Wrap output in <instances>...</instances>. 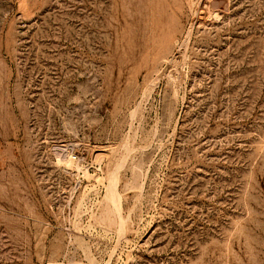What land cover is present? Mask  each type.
I'll return each mask as SVG.
<instances>
[{
	"label": "rangeland",
	"instance_id": "rangeland-1",
	"mask_svg": "<svg viewBox=\"0 0 264 264\" xmlns=\"http://www.w3.org/2000/svg\"><path fill=\"white\" fill-rule=\"evenodd\" d=\"M0 264H264V0H0Z\"/></svg>",
	"mask_w": 264,
	"mask_h": 264
}]
</instances>
